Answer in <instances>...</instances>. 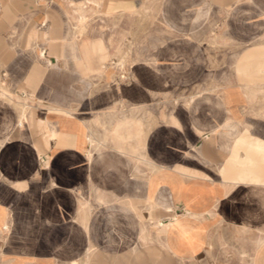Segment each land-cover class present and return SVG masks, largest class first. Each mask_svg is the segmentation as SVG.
I'll use <instances>...</instances> for the list:
<instances>
[{
    "label": "crops",
    "instance_id": "1",
    "mask_svg": "<svg viewBox=\"0 0 264 264\" xmlns=\"http://www.w3.org/2000/svg\"><path fill=\"white\" fill-rule=\"evenodd\" d=\"M262 85L264 0H0V264H264Z\"/></svg>",
    "mask_w": 264,
    "mask_h": 264
},
{
    "label": "rangeland",
    "instance_id": "2",
    "mask_svg": "<svg viewBox=\"0 0 264 264\" xmlns=\"http://www.w3.org/2000/svg\"><path fill=\"white\" fill-rule=\"evenodd\" d=\"M119 65L121 66L122 63L119 62ZM233 71L234 69H228V68H223V69H210L209 70V75L211 77H219L221 79H224L226 78L227 76H229L230 74H233ZM236 71V70H235ZM239 71L241 72H244L245 70L244 69H239ZM260 73H262V70H258ZM169 70L167 71H163V78H165L164 76L167 75V77L169 76ZM237 76H239L240 80H249L250 77H244L243 74L240 75L238 74L237 72L235 73ZM199 76H201V72L199 74ZM198 77V76H197ZM196 77V78H197ZM118 78L126 83L128 82H131L132 81V74H131V69H125V68H118ZM195 78V79H196ZM255 80V79H253ZM164 88V87H163ZM172 89V96H175V93H180L182 91H186L187 89L188 90H192L193 91H196V88L197 86L196 85H181V84H173V85H167L166 88V91H169V89ZM258 93L260 94H264V85L260 86V89L258 91ZM169 96H171L170 94L168 95H163V102H162V105H163V109L164 110H169L170 108L172 107H175V108H180L181 105H184V102H180V101H171V100H168ZM166 98V99H165ZM260 106L259 108H262L259 112H263L264 110V99L261 100V101H258L257 102ZM249 122L252 121L253 123H256L258 124L259 126V130H263V135H264V115H259V116H251V117H247L246 118Z\"/></svg>",
    "mask_w": 264,
    "mask_h": 264
},
{
    "label": "bare ground",
    "instance_id": "3",
    "mask_svg": "<svg viewBox=\"0 0 264 264\" xmlns=\"http://www.w3.org/2000/svg\"><path fill=\"white\" fill-rule=\"evenodd\" d=\"M262 1V0H261ZM255 3V2H254ZM258 3L256 2V5H257ZM232 7H234V5L232 6ZM258 7V6H257ZM263 10V9H262ZM217 26V25H216ZM248 139L249 138H247V137H242V140L243 141H248ZM255 154H257V156L262 160V161H264V150H262V149H257V150H252Z\"/></svg>",
    "mask_w": 264,
    "mask_h": 264
}]
</instances>
